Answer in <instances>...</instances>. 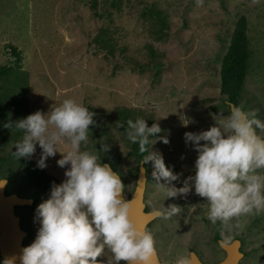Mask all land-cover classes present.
I'll return each mask as SVG.
<instances>
[{
	"label": "rangeland",
	"instance_id": "rangeland-1",
	"mask_svg": "<svg viewBox=\"0 0 264 264\" xmlns=\"http://www.w3.org/2000/svg\"><path fill=\"white\" fill-rule=\"evenodd\" d=\"M112 2L0 0V69L8 67L10 71L0 79L6 111L9 118L21 115L24 108L27 116L37 111L46 114L65 99H74L94 113L88 141L95 149L85 150L105 159L115 171L133 174L135 163L127 157L131 142L127 139V121L143 118L149 127L158 123L162 131L150 137L156 140L151 141L150 150L162 153L166 166L182 174L180 181L173 182L182 187L184 179L195 175L198 156L191 142L185 143L184 134L209 130L219 116L229 115L219 101L217 72L241 17L248 23L251 58L238 106L249 113L255 111L264 122V0ZM110 50L111 55L107 53ZM11 103L23 105L16 108ZM186 119L190 121L187 126ZM22 136L21 131L11 129L5 138L8 148L13 149ZM161 136L170 142L164 144L158 139ZM57 150H71L70 142L61 140ZM41 153L37 143L31 157L3 164L0 177L10 179L9 169L14 170L11 192L25 197V160L37 166ZM61 158L57 152L43 169L59 184L66 179L69 167L58 166ZM145 170L144 204L148 210L170 204L182 208L172 218L158 217L149 230L161 263L170 264L176 256H189L193 251L202 264H218L225 258L213 239L219 235L223 241L231 236L227 243L235 237L242 242L245 258L240 264H264V212L241 217L239 230H223L220 222L212 224L207 219V199L197 195L194 188L186 197L165 199L164 190L155 185L151 162ZM131 175H126V198L135 186ZM26 224L24 228L32 231L30 245L40 224Z\"/></svg>",
	"mask_w": 264,
	"mask_h": 264
},
{
	"label": "clouds",
	"instance_id": "clouds-1",
	"mask_svg": "<svg viewBox=\"0 0 264 264\" xmlns=\"http://www.w3.org/2000/svg\"><path fill=\"white\" fill-rule=\"evenodd\" d=\"M230 108V114L219 116L209 130L184 134L185 143L191 142L198 156L195 175L184 179L182 187L173 183L182 174L166 166L162 153L148 147L154 140L150 137L162 131L158 123L149 127L143 118L129 119L126 133L129 141L139 144L142 154L147 153L142 163H152V177L164 190L165 199L186 197L194 188L207 199V219L212 224L220 222L223 230L231 232L242 228L241 217L264 212V136L257 131L264 133V122L255 111ZM93 117L88 108L69 98L46 114L37 111L4 125L23 133L12 153L17 160L31 157L38 143L42 149L38 168H46L47 159L57 152L62 154L58 166L69 167L66 179L53 182L49 198L36 209L40 227L35 240L21 255L7 257L0 264H152L157 252L155 238L132 219L133 200L124 197L120 175L96 154L81 150V144L88 142ZM186 121L185 126L190 122ZM64 139L71 150L60 152L57 145ZM158 139L170 142L167 136ZM5 183L3 179L0 186ZM181 211L177 204H170L153 215L169 219ZM230 240L231 236L224 237L225 243ZM170 264H190V257L178 255Z\"/></svg>",
	"mask_w": 264,
	"mask_h": 264
},
{
	"label": "trees",
	"instance_id": "trees-1",
	"mask_svg": "<svg viewBox=\"0 0 264 264\" xmlns=\"http://www.w3.org/2000/svg\"><path fill=\"white\" fill-rule=\"evenodd\" d=\"M119 2L120 0L119 1L113 0L112 4L116 5ZM93 3H95V1ZM247 24H248L247 19L245 17H241L235 23L226 52L221 58L219 69L217 72L219 101L222 104V106H224L227 109L229 114H230L229 106L230 105L238 106L239 102L241 101V95L244 90L245 81L248 75V67H249V60L251 58V52H250V42L247 36V33H248ZM107 53L111 55L112 50L107 51ZM12 54L16 58H18V55L16 54V52L12 51ZM8 72H10L8 70V67H2L0 69V79L2 75L7 74ZM5 98H6V95L4 94L0 95V109H1L0 110V141H1L0 142L1 143L0 152H3V150L6 152V156H0V162H4V161L6 162L10 160L11 158H13L14 160H17L12 154L13 151H15V148L9 149L8 139L7 140L5 139L7 135H10L11 128H6L4 127V125L8 122H15L19 119L27 117V109L24 108L23 113L21 115L9 118L8 112L6 111L8 104L5 102ZM13 103L11 104L13 105ZM22 105L23 104L19 106L17 105H13V106H15L16 108H21ZM3 134H5V136H3ZM14 141L16 140L14 139ZM82 146H83L82 148L83 150H85L87 147L89 148L92 147L93 149H95V146H92V144L89 141L87 142V144H84ZM148 147L150 148V144ZM146 154L147 153L142 154L140 152L138 143L133 144L132 142H129L127 157L130 159V161L135 163V171H134V174L131 171H128V173H130V175L132 174L131 176H132V179L134 180V183L136 181V177L138 174L139 164L142 162L143 157ZM100 161L101 163H106L105 159L100 160ZM146 165L147 164H144L145 169H146ZM112 170L115 171L113 168ZM24 171H25V175L27 179L29 180L36 179L38 182H41L40 185L44 184L46 193H50L53 182H55V184H58V181L55 178L47 174L43 169L38 168L35 163L27 159L25 160ZM115 172L120 175V178L123 184L125 185V188H124V194H125L126 185L128 183V179L126 178V175L128 173H123L122 170H119V169H117V171ZM2 178H8V177L1 176L0 179ZM146 210L149 211L148 208ZM213 239L215 240L216 244L218 240L223 241V239L219 235H215ZM233 240H239V239L235 237L234 239H232V241Z\"/></svg>",
	"mask_w": 264,
	"mask_h": 264
},
{
	"label": "water",
	"instance_id": "water-1",
	"mask_svg": "<svg viewBox=\"0 0 264 264\" xmlns=\"http://www.w3.org/2000/svg\"><path fill=\"white\" fill-rule=\"evenodd\" d=\"M146 180V170L144 164L141 162L139 164L134 189L127 200H133V208L131 211L132 219L145 229L149 223L158 218V216L153 215L154 211H145L144 193ZM5 184L0 186V258L2 261L7 257L22 254V249L24 248L22 240L25 237V233L20 229L19 219L15 216L13 209L14 207L30 206L32 203L30 200L19 198L14 194L4 195ZM218 246L225 254V258L218 264H238L239 260L243 257L239 251V240H233L230 243L218 240ZM189 257L190 264H202L195 252L191 251ZM124 264H127V262L124 261ZM152 264H163L159 260L157 253L153 258Z\"/></svg>",
	"mask_w": 264,
	"mask_h": 264
},
{
	"label": "flooded vegetation",
	"instance_id": "flooded-vegetation-1",
	"mask_svg": "<svg viewBox=\"0 0 264 264\" xmlns=\"http://www.w3.org/2000/svg\"><path fill=\"white\" fill-rule=\"evenodd\" d=\"M10 160H14V159L11 158ZM29 161H31V160H29ZM4 163H5V161L0 162V171H2ZM8 167H10V163L7 164V169H8ZM9 170H10L12 177L10 176L11 177L10 179L9 178H2V179L6 180V184L4 187V195L8 196V195L14 194L19 198L27 199V200H30L32 202L30 206L14 207V209H13L15 216L19 219V227L25 233V237L22 240V245H23V247H27L29 245V241L31 240V237H32V231H29L28 229L24 228V226L26 227V225H27L26 223H30L33 225L39 224V221L35 219L36 218V209L40 203H42L44 200L49 198L50 193L45 192L44 184L40 185L41 182H38L36 179H33V180L30 179L29 180V179H27V177H25L24 183L22 185L23 186V192L25 193V197H20L19 194H15V192H11L10 191V189H11L10 180L14 178L13 177V173H14L13 171L14 170L13 171L11 169H9ZM53 178H55V177H53ZM55 179L58 181V184H59V180L57 178H55ZM146 209H147V207L145 206V211L151 212V211H147ZM155 221L156 220L149 223L146 227V230L149 231L150 228L152 227V224H154ZM239 242H240L239 251L242 253L243 257L239 260L238 264H240L241 261L245 258V254L243 253V251L241 249L243 244L241 241H239ZM0 261H2L1 258H0ZM120 264H124V261H121Z\"/></svg>",
	"mask_w": 264,
	"mask_h": 264
}]
</instances>
